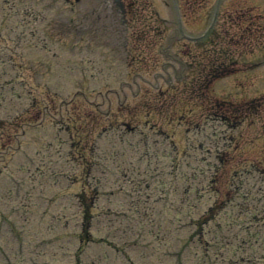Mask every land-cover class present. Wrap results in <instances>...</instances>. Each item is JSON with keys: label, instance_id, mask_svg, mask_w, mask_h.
I'll use <instances>...</instances> for the list:
<instances>
[{"label": "rangeland", "instance_id": "374dc122", "mask_svg": "<svg viewBox=\"0 0 264 264\" xmlns=\"http://www.w3.org/2000/svg\"><path fill=\"white\" fill-rule=\"evenodd\" d=\"M110 2L0 0V58H14L0 61V81L11 80L5 70L15 66L23 84L0 89V264H129L124 254L134 264H176L177 251V264H264V183L250 171L264 159V47L231 45L235 28L224 20L246 6L236 20L264 29V0H176L186 36L172 59L156 53L176 28L171 0H147L126 19L124 60ZM157 24L167 40L154 33ZM96 26L106 30H98L101 45L87 46ZM34 28L47 42L24 36ZM212 43L223 46L216 54L244 50L246 63L238 58L233 71L220 67L212 77L214 56L202 55ZM210 77L202 87L200 78ZM145 134L138 149L146 161L138 162L129 140ZM113 145L120 157L97 161L92 152L109 148L110 157ZM236 170L243 172L231 176ZM235 182L243 201L232 194ZM149 216L158 225H146Z\"/></svg>", "mask_w": 264, "mask_h": 264}]
</instances>
